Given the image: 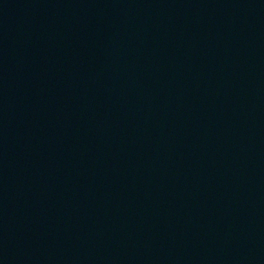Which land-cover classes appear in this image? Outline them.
<instances>
[{"label": "water", "instance_id": "1", "mask_svg": "<svg viewBox=\"0 0 264 264\" xmlns=\"http://www.w3.org/2000/svg\"><path fill=\"white\" fill-rule=\"evenodd\" d=\"M0 264H264V0H0Z\"/></svg>", "mask_w": 264, "mask_h": 264}]
</instances>
